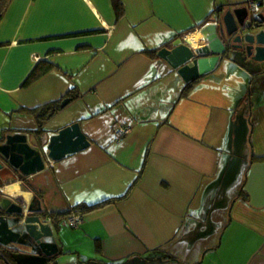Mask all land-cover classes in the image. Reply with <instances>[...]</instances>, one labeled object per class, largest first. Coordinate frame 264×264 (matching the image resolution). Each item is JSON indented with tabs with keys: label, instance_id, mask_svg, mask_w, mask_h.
I'll return each mask as SVG.
<instances>
[{
	"label": "crops",
	"instance_id": "0c3cea01",
	"mask_svg": "<svg viewBox=\"0 0 264 264\" xmlns=\"http://www.w3.org/2000/svg\"><path fill=\"white\" fill-rule=\"evenodd\" d=\"M248 1H7L0 142L26 134L44 167L0 186L38 198L57 251L0 244V264H264V61L225 54L185 82L162 54ZM73 122L89 145L47 156Z\"/></svg>",
	"mask_w": 264,
	"mask_h": 264
},
{
	"label": "water",
	"instance_id": "95a60500",
	"mask_svg": "<svg viewBox=\"0 0 264 264\" xmlns=\"http://www.w3.org/2000/svg\"><path fill=\"white\" fill-rule=\"evenodd\" d=\"M263 10L250 11L247 6L227 8L218 21L207 23L202 28L205 43L189 48V43L184 41L185 43L179 44L170 51L164 50L162 54H166L183 80L188 82L197 75L211 70L219 57L226 54L224 52L229 45L225 41L230 38L227 36L238 31L239 33L233 38V41H236L237 37L240 38V32L254 29L252 32H244L242 38L253 43L252 54L248 48L247 55H251L250 58L256 62H263ZM177 49L179 53H175ZM233 57L238 58L236 55ZM88 145L89 140L81 131L79 124L73 122L49 137L47 156L58 159L66 153ZM10 167L18 169L23 175L44 167L39 148L28 143L26 134L9 133L0 142V182L1 174L8 172ZM0 193H3V190L0 189ZM43 216L40 202L35 196L25 204L19 197L12 199L7 195H0V244L16 243L20 248L27 247L31 253L53 254L57 251V243L51 225L43 219Z\"/></svg>",
	"mask_w": 264,
	"mask_h": 264
},
{
	"label": "flooded vegetation",
	"instance_id": "af4514ba",
	"mask_svg": "<svg viewBox=\"0 0 264 264\" xmlns=\"http://www.w3.org/2000/svg\"><path fill=\"white\" fill-rule=\"evenodd\" d=\"M247 8H248V10L251 11L250 7L248 6V3H247ZM255 10H257V8ZM253 30L254 29H246L242 33L240 32V38L237 37V40L236 41H233V38L236 37V34L237 33H239L238 31H235L232 34H230L229 36H227V38L228 37H230V38L229 39H226L225 43L228 44L229 47L225 50L224 53L230 54L232 56L233 55H236L237 57L243 59L244 61H251V62H253L254 60H252L250 58L251 55H249V56L247 55L248 48L250 49L251 54H252V50H253L252 45H253V43H251L249 41H245L242 38V34L244 32H252ZM231 44L232 45L234 44V46H230ZM0 195H3V193H1Z\"/></svg>",
	"mask_w": 264,
	"mask_h": 264
},
{
	"label": "built area",
	"instance_id": "2783aa9c",
	"mask_svg": "<svg viewBox=\"0 0 264 264\" xmlns=\"http://www.w3.org/2000/svg\"><path fill=\"white\" fill-rule=\"evenodd\" d=\"M248 6L250 7L251 10H255L257 8V1L256 0H250L248 1ZM129 127L128 126H119L114 129V133L116 138L122 137L124 134L129 132ZM2 190V188L0 187ZM68 223L72 226H77L78 222L81 220V214L80 213H74L70 215L68 218Z\"/></svg>",
	"mask_w": 264,
	"mask_h": 264
},
{
	"label": "trees",
	"instance_id": "16d2710c",
	"mask_svg": "<svg viewBox=\"0 0 264 264\" xmlns=\"http://www.w3.org/2000/svg\"><path fill=\"white\" fill-rule=\"evenodd\" d=\"M8 0H0V15L2 13V11L4 10V8L6 7V3H7ZM190 84H187L186 87H189ZM45 109L48 111V112H52L56 109V104L53 103V104H49L48 106H45ZM34 194L36 196H41L40 193L38 191H35L34 190ZM49 213V212H48ZM64 214V212H57L56 215H62Z\"/></svg>",
	"mask_w": 264,
	"mask_h": 264
},
{
	"label": "bare ground",
	"instance_id": "6f19581e",
	"mask_svg": "<svg viewBox=\"0 0 264 264\" xmlns=\"http://www.w3.org/2000/svg\"><path fill=\"white\" fill-rule=\"evenodd\" d=\"M175 53H179L178 49L175 51ZM172 56H173V54H172ZM3 190H5L7 192H12V193H14V194H16L18 196H21V194H22V192L20 191L21 189H19L17 183H14V184H11V185L8 184L5 188L3 186ZM16 195H14V196H16ZM22 196L26 199L27 198V193L24 192Z\"/></svg>",
	"mask_w": 264,
	"mask_h": 264
},
{
	"label": "rangeland",
	"instance_id": "374dc122",
	"mask_svg": "<svg viewBox=\"0 0 264 264\" xmlns=\"http://www.w3.org/2000/svg\"><path fill=\"white\" fill-rule=\"evenodd\" d=\"M236 58V57H235ZM240 60V59H239ZM263 67H264V63H263ZM0 133H1V135H2V128H0ZM0 260H1V258H0Z\"/></svg>",
	"mask_w": 264,
	"mask_h": 264
}]
</instances>
